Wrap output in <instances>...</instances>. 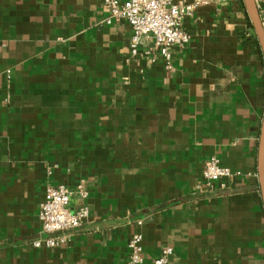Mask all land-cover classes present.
I'll return each mask as SVG.
<instances>
[{
  "label": "crops",
  "instance_id": "obj_1",
  "mask_svg": "<svg viewBox=\"0 0 264 264\" xmlns=\"http://www.w3.org/2000/svg\"><path fill=\"white\" fill-rule=\"evenodd\" d=\"M176 1L200 5L168 64L104 0H0V264H128L137 231L144 264H264L258 38L242 0ZM211 156L231 186H203ZM79 183L89 219L34 247L46 187Z\"/></svg>",
  "mask_w": 264,
  "mask_h": 264
},
{
  "label": "built area",
  "instance_id": "obj_2",
  "mask_svg": "<svg viewBox=\"0 0 264 264\" xmlns=\"http://www.w3.org/2000/svg\"><path fill=\"white\" fill-rule=\"evenodd\" d=\"M258 13L264 27V0H255ZM109 10V22L124 19L132 28L130 42L131 51L135 54L144 37H151L155 47L168 62L172 57V48H182L189 42V34L183 28L184 18L193 15L200 2L183 4L176 0H104ZM240 172L222 165L216 156L209 157L203 169V186L207 189H224L231 186ZM74 194L82 201L88 198V190L84 183H79L75 191L63 184L48 185L44 199L39 205V219L43 236L33 241L36 248H54L70 241L69 231L79 228L89 219L90 209L82 204L76 210L71 209L70 202ZM142 222L138 221L140 225ZM128 264H144V236L135 232L129 242ZM174 250L164 247L159 256L150 264H169Z\"/></svg>",
  "mask_w": 264,
  "mask_h": 264
},
{
  "label": "water",
  "instance_id": "obj_3",
  "mask_svg": "<svg viewBox=\"0 0 264 264\" xmlns=\"http://www.w3.org/2000/svg\"><path fill=\"white\" fill-rule=\"evenodd\" d=\"M248 14L250 23L256 33L260 49L264 60V27L262 25L258 9L255 0H242ZM258 178L261 188L262 199L264 203V115L262 120L259 148H258V160H257Z\"/></svg>",
  "mask_w": 264,
  "mask_h": 264
}]
</instances>
